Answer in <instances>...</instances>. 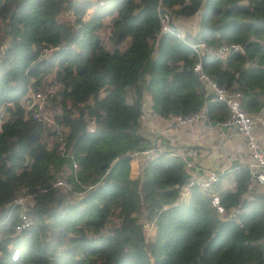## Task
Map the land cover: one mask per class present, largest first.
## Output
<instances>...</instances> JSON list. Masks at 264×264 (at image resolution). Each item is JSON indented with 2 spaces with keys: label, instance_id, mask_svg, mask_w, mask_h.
Returning <instances> with one entry per match:
<instances>
[{
  "label": "trees",
  "instance_id": "obj_1",
  "mask_svg": "<svg viewBox=\"0 0 264 264\" xmlns=\"http://www.w3.org/2000/svg\"><path fill=\"white\" fill-rule=\"evenodd\" d=\"M198 13L197 33L185 37L207 44L203 70L258 116L264 0H0V264H264V194L249 190L245 167L233 171L234 190L222 188V175L210 191L192 188L186 202L189 174L168 151H154L130 177L132 155L157 148L140 124L146 95L164 119L203 108L218 122L228 116L203 91L197 58L176 37L173 20ZM162 15L171 32L162 34ZM106 19L111 49L99 34ZM231 45L242 52L211 57ZM51 83L58 91L49 105L68 129L65 156L52 128L23 107L30 91ZM64 169L68 185L56 188ZM24 191L33 225L17 234L12 205Z\"/></svg>",
  "mask_w": 264,
  "mask_h": 264
},
{
  "label": "built area",
  "instance_id": "obj_2",
  "mask_svg": "<svg viewBox=\"0 0 264 264\" xmlns=\"http://www.w3.org/2000/svg\"><path fill=\"white\" fill-rule=\"evenodd\" d=\"M161 32L168 33L171 32L168 26V17L162 15L160 18ZM176 37L186 43L190 50L195 54L197 62L193 67V73L196 75L198 81L201 83L203 91L206 95L211 96V102H215L224 105L228 110L227 118L221 122V126L225 128L232 129L239 132L245 141L247 150L250 153L251 162L244 165L251 177V181L258 185L264 184V149L259 145L257 134L255 131L256 124L262 122L259 116H251L247 114L241 105V94L236 90H228L224 87L218 85V83L210 77L202 67V61L206 55L210 52L207 44L205 42H189L186 40L184 34L178 33ZM6 46H4L5 49ZM231 52H242V47L239 45L222 46L219 49L211 53L212 58L221 59L226 57ZM48 51H45L47 54ZM58 86L55 84L45 85L42 88L34 91H30L27 95V99L24 103V109L27 118L41 123L45 126L52 128V136H54L53 143L58 146V151L65 156V139L68 135V129L64 128L61 124H58L55 115L49 114L47 107L49 105L50 99L57 93ZM206 108L201 109L196 113H192L184 116L172 117L175 124L178 126H191L198 122H201L207 117ZM264 126V121L262 122ZM94 126L91 123H87L86 131L92 133ZM149 152V151H148ZM148 152H144L146 154ZM160 152V151H156ZM196 152L193 149L182 151L178 157L184 162L185 170L189 174V180L182 191L185 195L190 193L192 188H196L200 191H210L211 188L218 183L220 177L224 173H218L215 171H210L205 177H194L190 175L191 169L193 167V161ZM137 154H133L135 156ZM67 157L72 159V155L69 154ZM242 166H237L233 171L239 170ZM72 169L77 172L78 165L73 162ZM232 171V172H233ZM70 177V171L62 170L55 178L53 186L56 188H65L68 184ZM249 188V186H248ZM30 204V195L24 191L13 201L12 207L18 209L17 221L14 225V232L21 233L32 227L33 221L27 215L28 206ZM235 214H230V217H234Z\"/></svg>",
  "mask_w": 264,
  "mask_h": 264
},
{
  "label": "crops",
  "instance_id": "obj_3",
  "mask_svg": "<svg viewBox=\"0 0 264 264\" xmlns=\"http://www.w3.org/2000/svg\"><path fill=\"white\" fill-rule=\"evenodd\" d=\"M147 102L149 106L145 109ZM143 106L144 113L140 119V124L141 121H145L150 126L155 124L154 128H147L149 132L146 135L150 138L152 145L157 146V148L143 156L137 154L132 157L131 178L139 175L140 163L154 151H168L171 156H178L184 150L193 149L196 154L190 175L202 178L210 171L224 173V178L221 180L222 188L234 190V173L232 171L237 165L244 166L251 162L250 153L246 148L243 136L239 132L222 127L215 115L211 119L207 116L201 122L191 126H178L173 118L164 119L154 115L151 112L150 100L147 95ZM258 116L263 122L264 110ZM262 122L256 124L255 131L259 145L264 149V126ZM136 163L138 164V166L136 165L137 173H133V165ZM249 190L264 194V184L258 185L250 180ZM189 196L190 193L185 195V192L181 190L180 201H188Z\"/></svg>",
  "mask_w": 264,
  "mask_h": 264
},
{
  "label": "rangeland",
  "instance_id": "obj_4",
  "mask_svg": "<svg viewBox=\"0 0 264 264\" xmlns=\"http://www.w3.org/2000/svg\"><path fill=\"white\" fill-rule=\"evenodd\" d=\"M92 1H97V0H92ZM171 19L169 17V23H170ZM105 26L103 27L102 30H100L99 34L104 42V45L108 48L111 49V44L109 43V36H110V23H109V19H106L104 21ZM173 24L176 25L178 32L181 34H184L185 36L191 38L193 36H195V34L197 33L198 29H199V25H200V14L198 13L197 15H195L192 18L189 19H184V18H177L175 20H173ZM127 43H125L124 45H126ZM2 50V48H0V51ZM155 56V53L153 54ZM133 94L132 90H129V95H128V100H130L131 95ZM149 104L147 102L146 104V108H148ZM47 111L49 114H55L53 108L51 107V105H48L47 107ZM148 121V120H147ZM142 127H143V131L145 133H148V129H152L154 128L155 124L153 125H148L145 121H141ZM148 128V129H147ZM156 128V127H155ZM136 165L138 166V164H134L133 165V173H137V168ZM139 222L143 225L144 227V234L147 240H152L154 238L155 235V227L153 226V224H150L146 221L145 218V213L142 211L141 213H139L137 215Z\"/></svg>",
  "mask_w": 264,
  "mask_h": 264
}]
</instances>
